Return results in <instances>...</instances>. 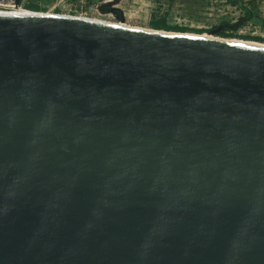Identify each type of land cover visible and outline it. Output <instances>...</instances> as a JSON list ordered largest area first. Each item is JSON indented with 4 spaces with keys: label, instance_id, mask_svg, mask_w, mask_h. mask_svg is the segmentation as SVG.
I'll return each instance as SVG.
<instances>
[{
    "label": "water",
    "instance_id": "water-1",
    "mask_svg": "<svg viewBox=\"0 0 264 264\" xmlns=\"http://www.w3.org/2000/svg\"><path fill=\"white\" fill-rule=\"evenodd\" d=\"M154 30L0 5V264H264V46Z\"/></svg>",
    "mask_w": 264,
    "mask_h": 264
},
{
    "label": "rangeland",
    "instance_id": "rangeland-1",
    "mask_svg": "<svg viewBox=\"0 0 264 264\" xmlns=\"http://www.w3.org/2000/svg\"><path fill=\"white\" fill-rule=\"evenodd\" d=\"M100 2L101 0H28L27 4L39 6V13L72 15L148 28H151V20L163 18L167 26L182 28L166 31L205 33L217 37L220 36L217 31L223 23L236 24L233 36L220 37L264 43V0H113L109 4L120 11L122 19L120 14L116 16L112 11L102 12ZM80 5L82 9L74 11ZM244 7L250 10L248 19ZM225 32L229 34L230 31Z\"/></svg>",
    "mask_w": 264,
    "mask_h": 264
},
{
    "label": "trees",
    "instance_id": "trees-1",
    "mask_svg": "<svg viewBox=\"0 0 264 264\" xmlns=\"http://www.w3.org/2000/svg\"><path fill=\"white\" fill-rule=\"evenodd\" d=\"M22 8L20 7H17L19 9H22V10H26V11H39L41 8L39 6H37L36 4H22L21 5ZM101 11L102 12H109V11H112L116 16L120 14V11L116 8H112L110 4H102L101 5ZM244 12H245V15H246V18L248 19L250 17V10L247 8V7H244ZM236 24H233V25H227L226 23H223L221 25V27L219 28V30L217 31L220 36H226V37H230V36H233V32L236 28L235 26ZM149 26L153 29H164V30H169V29H182V28H178V27H174V28H171L170 26H167L165 24V21L163 18H160L158 20L156 19H153L150 21L149 23ZM225 30H228L230 31L229 34L227 32H225Z\"/></svg>",
    "mask_w": 264,
    "mask_h": 264
},
{
    "label": "bare ground",
    "instance_id": "bare-ground-1",
    "mask_svg": "<svg viewBox=\"0 0 264 264\" xmlns=\"http://www.w3.org/2000/svg\"><path fill=\"white\" fill-rule=\"evenodd\" d=\"M9 7H11V6H9ZM15 8H17V7H15ZM96 21H99V20H96ZM100 22H105V23H109V24H113V25H118V26H124V27H131V28L143 29V30H152L153 29V28L142 27V26H130V25H127L125 23H118V22H109V21H100ZM154 31L165 32L164 29L163 30L156 29ZM167 33L193 35V36H202V37L216 38V39H222V40H229V41H235V42L253 44V45H258V46H264V43H261V42L255 41V40H241V39H237V38H224V37H220V36L217 37L215 35L205 34V33L204 34H196V33H191L190 34V33L173 32V31H168Z\"/></svg>",
    "mask_w": 264,
    "mask_h": 264
},
{
    "label": "built area",
    "instance_id": "built-area-1",
    "mask_svg": "<svg viewBox=\"0 0 264 264\" xmlns=\"http://www.w3.org/2000/svg\"><path fill=\"white\" fill-rule=\"evenodd\" d=\"M113 0H101V2L99 4H109L110 2H112ZM28 3V0H0V5L2 6H11V7H21L22 4ZM82 3V2H81ZM100 5V6H101ZM99 6V5H97ZM82 9V5H80L79 9H74V11H78Z\"/></svg>",
    "mask_w": 264,
    "mask_h": 264
}]
</instances>
